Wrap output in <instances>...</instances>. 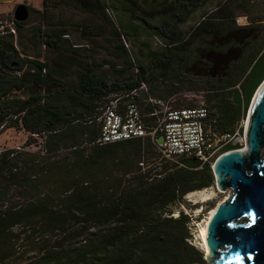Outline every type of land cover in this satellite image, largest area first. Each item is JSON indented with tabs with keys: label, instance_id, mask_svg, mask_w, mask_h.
<instances>
[{
	"label": "trees",
	"instance_id": "trees-1",
	"mask_svg": "<svg viewBox=\"0 0 264 264\" xmlns=\"http://www.w3.org/2000/svg\"><path fill=\"white\" fill-rule=\"evenodd\" d=\"M211 1L42 0V22L31 37L52 53L46 58L17 47L27 19L0 14V128L11 118L12 127L42 137L44 150L24 162L25 174L11 150L0 153V264H206L190 242L197 217L174 216L171 208L214 184V158H182L179 166L157 156L150 165L156 144L149 137L94 140L111 97L121 104L141 82L147 92L134 100L142 105L154 86L197 83L208 109L206 136L241 131L264 79V19L240 25L236 10L248 16L255 0H218L191 20ZM62 7L83 17L64 23ZM71 30L89 43H73ZM145 32L158 51L140 46ZM144 120L156 125L153 117ZM83 143L88 147L79 148ZM60 149L65 153L51 159ZM115 153L107 173L95 175ZM12 187L24 191L22 202L9 199Z\"/></svg>",
	"mask_w": 264,
	"mask_h": 264
},
{
	"label": "water",
	"instance_id": "water-1",
	"mask_svg": "<svg viewBox=\"0 0 264 264\" xmlns=\"http://www.w3.org/2000/svg\"><path fill=\"white\" fill-rule=\"evenodd\" d=\"M29 16L25 4L12 18ZM217 190L231 195L218 203L204 237L210 264H264V79L256 88L245 120V147L219 154L211 165Z\"/></svg>",
	"mask_w": 264,
	"mask_h": 264
},
{
	"label": "rangeland",
	"instance_id": "rangeland-1",
	"mask_svg": "<svg viewBox=\"0 0 264 264\" xmlns=\"http://www.w3.org/2000/svg\"><path fill=\"white\" fill-rule=\"evenodd\" d=\"M217 1L218 0H212L211 2L207 3V5L203 9L196 11L195 14L192 15L193 18L191 20L201 17V15L204 12H208L211 8H214L218 3ZM22 3L32 10H29L27 23L20 32V41L22 43V46L17 45L18 49L20 50L21 54L34 55L35 53V54H39L40 57L42 58L44 57L46 58L47 56H52V53H50L48 49L46 48L43 49L39 44L33 42L31 37L32 36L31 30L40 26L42 22V14L40 11L42 8V0H0V14L3 17L10 15L12 18V13L15 6ZM61 11L62 12L59 15L60 18L65 20L63 21L64 23L68 21L74 22L83 17L82 13L78 12L77 10H72L69 8L62 7ZM236 12H237L236 22L240 25H244L246 23L248 24L250 18L264 19V0H255L252 3H249V6L247 7L248 16L246 17H244L243 11L236 10ZM121 15L122 14H120V16ZM189 24H191V21H189L185 26H188ZM70 35H71L70 40L73 41V43H89L87 40L79 39L81 35L80 33H78V31L71 30ZM148 35L149 34L145 32V36L142 39L139 38L140 40L138 41L143 40V42L147 43L146 45H143V43H139L140 46H143L142 48H146L148 46V50L158 51L159 48H157V45H159V43H155L152 40L150 41ZM148 41L151 44H149ZM174 45L175 44H172L170 47L174 48ZM103 51L104 50H97L96 52L97 56H101V57L106 56L104 55ZM140 59H142L141 56ZM170 86L171 85H167L164 87L168 88ZM172 87L175 89H172L174 94L170 95V97L173 96L172 99L173 101L169 102L170 107H180L182 106V103H184L185 105L190 103L191 101L195 102L199 100L198 98H200L199 97L201 95L200 90L202 88H200L197 83L195 85L185 84L179 89H177L174 85H172ZM139 99L140 98H138V100ZM140 103L141 102L138 103L141 109L140 111L144 114L148 111H153V110H156L157 112L159 111V107L157 105L148 104L144 102V104L146 105L145 106ZM147 106L151 107V110H147ZM246 115L245 118L242 120V126H244ZM145 116L146 115H144V117ZM153 118L155 119V116ZM12 122L13 119L9 118L5 122L4 127L0 128V153L5 152L7 150H11L12 151V156L10 157L11 162L17 164L18 167H21L20 171L25 174L27 172L26 170L27 167H25L24 162L28 161L31 156L32 157L42 156V154L44 153L42 147L43 138L36 134L29 135L26 131L22 130L18 126L12 127L11 126ZM242 129L243 127H241V130ZM211 140H213V138ZM156 142L161 143V138H158ZM78 147L82 148L88 146L85 143H83ZM88 151L89 149L87 148L85 153H88ZM151 152H152V156L148 159V163L154 161L157 156L159 158L164 157L162 153L158 150L157 145H155L154 148L151 149ZM63 153H65L63 149L57 150L54 153L50 154L51 159H55L56 156ZM118 155L119 154L115 153L113 155H110L109 157H104L102 159L104 166H98L94 168V174L97 175L99 178H101L104 175V173H107L105 167L109 166L112 162H114L115 159L118 157ZM152 164L154 163L151 162L150 165ZM23 195H25L24 191L12 187L9 192V199H11L12 201L22 202ZM230 195H231L230 190L228 189L224 191L217 190V188L213 184L210 187L187 193L180 201L174 204L171 208L173 212L172 215L174 216H176L179 211H182L185 214L191 215L193 218L197 217V221L193 223V226L191 228L192 237L190 239V242L196 248H198L204 253V259L206 254L203 248L201 228L206 223V220L209 217L211 210L214 209L218 203H220ZM205 261L206 264H210L207 259H205Z\"/></svg>",
	"mask_w": 264,
	"mask_h": 264
},
{
	"label": "built area",
	"instance_id": "built-area-1",
	"mask_svg": "<svg viewBox=\"0 0 264 264\" xmlns=\"http://www.w3.org/2000/svg\"><path fill=\"white\" fill-rule=\"evenodd\" d=\"M6 25L8 31L15 35L14 23L11 21ZM147 89V85L141 82L137 88L125 94L130 97L129 100L121 101V104V97L115 96L109 100L97 118L99 134L94 140L95 144L149 137L164 158L179 166L183 165L180 161L182 158L194 157L203 163L212 158L215 160L224 152L226 146L234 149L245 147V123L244 126L239 125L243 127L241 131L237 128L232 133L216 135L213 140L206 136L205 121L208 109L201 95L199 100L191 101V106L170 107L169 102L173 101V96L164 101L148 94L144 101L157 105L159 111L153 110L143 114L134 97L141 92H147ZM144 115L155 116L156 125L148 126ZM158 138H161V143L156 142Z\"/></svg>",
	"mask_w": 264,
	"mask_h": 264
},
{
	"label": "crops",
	"instance_id": "crops-1",
	"mask_svg": "<svg viewBox=\"0 0 264 264\" xmlns=\"http://www.w3.org/2000/svg\"><path fill=\"white\" fill-rule=\"evenodd\" d=\"M186 24V23H185ZM131 31V30H130ZM144 36H139L140 39H142ZM138 39V40H140ZM150 94L151 96H153L156 99H160V100H168L172 90H170L169 88H165L164 86H154L150 89Z\"/></svg>",
	"mask_w": 264,
	"mask_h": 264
},
{
	"label": "bare ground",
	"instance_id": "bare-ground-1",
	"mask_svg": "<svg viewBox=\"0 0 264 264\" xmlns=\"http://www.w3.org/2000/svg\"><path fill=\"white\" fill-rule=\"evenodd\" d=\"M214 209L211 210L209 216L211 215V213L213 212ZM209 218V217H208ZM208 218L206 220V223L208 221ZM206 223L204 224V226L201 228V235H202V240H203V248H204V251H205V254L208 255V249L205 245V241H204V237H205V233H206Z\"/></svg>",
	"mask_w": 264,
	"mask_h": 264
}]
</instances>
